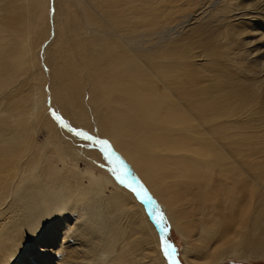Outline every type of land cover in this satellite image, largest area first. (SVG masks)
Here are the masks:
<instances>
[{"label":"bare ground","instance_id":"1","mask_svg":"<svg viewBox=\"0 0 264 264\" xmlns=\"http://www.w3.org/2000/svg\"><path fill=\"white\" fill-rule=\"evenodd\" d=\"M261 18L264 0H0V264L35 263L53 225L73 232L55 263L167 264L144 204L43 127L47 95L28 81L44 77L39 55L70 125L104 115L97 126L164 206L187 263L256 254L264 46L242 28Z\"/></svg>","mask_w":264,"mask_h":264},{"label":"rangeland","instance_id":"2","mask_svg":"<svg viewBox=\"0 0 264 264\" xmlns=\"http://www.w3.org/2000/svg\"><path fill=\"white\" fill-rule=\"evenodd\" d=\"M73 10L78 12V9L75 7H73ZM78 14L80 22L83 23L81 14L79 12ZM251 20L252 21L249 22L250 26H247L246 24L245 29L242 28L244 30V34L249 29L248 31L251 36L250 40L254 42L255 47L264 46V23L262 18L259 20ZM53 28V24L48 23L39 33L42 37L46 36L50 40ZM186 29L187 28H185V30ZM47 30H50V36L47 34ZM246 37H248L247 33ZM42 61L43 55H39L35 62V67L43 70V79L37 78L32 81L28 79V81L37 86L38 84H42L47 95L43 105V114L46 121V125L43 127L53 128L55 138H57L64 146L66 144L68 145L66 147L70 152L75 153L74 158H76L77 165L80 169L84 164H87L93 167V169L99 170L101 173L110 177L112 182L118 187H123L131 193L137 202L144 204V208L148 213L149 218L152 220L155 228L160 229L158 232L160 241L159 246L167 264H189L181 256V252L185 246V240L182 235L177 233L174 229L164 206L155 198L153 193L148 190V186L136 172L135 168L132 167L133 165L131 166L126 161L116 156L110 146L108 136L97 126L98 120L104 115H95L93 111L87 109L86 111L88 112V115L80 113L85 125H70L64 116L60 114L57 103L55 104L53 98L51 97L48 75L45 69L42 68ZM28 77H30L29 72L26 71L23 79ZM40 121L41 119L36 122V128H39L40 123L38 122ZM77 132L86 133L87 137L84 135H77ZM36 139L38 142H42L45 139L44 133L42 131L38 132ZM102 141H106V143H102ZM67 227L70 229L69 226L61 227L53 225V227H49L41 236H39V239L42 240V242H48L50 245L45 248L41 247V250L44 252L36 256V258H41L40 262L38 263L35 258V263L32 262V264H58L55 263V257L59 254L57 249L61 248V251H59L61 253L62 250L65 249L64 245L66 246L72 243L70 240L72 239L71 235L73 232H70V230L67 229V232L64 233L66 230L65 228ZM62 228L63 230H61ZM63 233L65 235H63ZM62 239L66 241L64 243H60ZM261 250H264V242L258 246L256 254L250 256L249 258L240 260L239 258L232 257L220 264H264V251L262 252ZM66 251L67 250L65 249L64 252ZM26 262L28 263L27 260Z\"/></svg>","mask_w":264,"mask_h":264},{"label":"snow or ice","instance_id":"3","mask_svg":"<svg viewBox=\"0 0 264 264\" xmlns=\"http://www.w3.org/2000/svg\"><path fill=\"white\" fill-rule=\"evenodd\" d=\"M77 135H84L85 137H87V134L83 132H77ZM102 143H106V141H102Z\"/></svg>","mask_w":264,"mask_h":264},{"label":"water","instance_id":"4","mask_svg":"<svg viewBox=\"0 0 264 264\" xmlns=\"http://www.w3.org/2000/svg\"><path fill=\"white\" fill-rule=\"evenodd\" d=\"M158 230V232L160 231V229H157Z\"/></svg>","mask_w":264,"mask_h":264}]
</instances>
